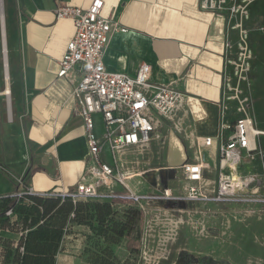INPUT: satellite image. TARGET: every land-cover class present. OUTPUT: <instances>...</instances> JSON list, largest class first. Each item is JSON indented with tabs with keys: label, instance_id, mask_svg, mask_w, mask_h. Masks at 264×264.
<instances>
[{
	"label": "crops",
	"instance_id": "obj_1",
	"mask_svg": "<svg viewBox=\"0 0 264 264\" xmlns=\"http://www.w3.org/2000/svg\"><path fill=\"white\" fill-rule=\"evenodd\" d=\"M102 1L103 17L127 29L126 33L111 36L103 57L106 69L135 77L140 65L146 63L152 69V83L170 85L184 96L175 118L156 115L158 126L148 149H129L120 157L123 170L139 175L129 182L130 188L140 194L169 188L181 195L183 186L190 184L179 168L200 162L208 166L203 191L211 194L217 187L220 159L214 149L199 146L197 140L218 139L220 134L224 77L232 73L225 60V18L201 10L200 0ZM92 2L5 0L11 103L9 108L2 94L7 82L0 62V198L15 196L24 186L37 194L70 192L85 173L88 141L73 98L80 78L76 76L73 83L57 76L59 62L76 29L71 20H57L54 10L59 3L87 9ZM231 39L236 43V32H231ZM251 50V114L258 130L264 131L258 127L264 125V33L253 30ZM237 118L235 104L230 103L224 122L231 124ZM94 120L100 137L104 130L102 117L96 115ZM229 134L224 132V139ZM103 159L111 163L108 150ZM251 164L243 153V162L235 173L242 175L241 168ZM169 178L178 181L164 184L163 179ZM144 184L147 192L142 191ZM161 184L163 189H159ZM216 207L191 203L177 207L148 205L150 216L156 210L178 215L181 208L188 213L206 208L212 211L207 218L212 220L211 226ZM65 239L56 264L78 258L72 249L79 247V241L70 236L63 249Z\"/></svg>",
	"mask_w": 264,
	"mask_h": 264
},
{
	"label": "built area",
	"instance_id": "obj_2",
	"mask_svg": "<svg viewBox=\"0 0 264 264\" xmlns=\"http://www.w3.org/2000/svg\"><path fill=\"white\" fill-rule=\"evenodd\" d=\"M254 1L256 0H200L201 10L223 16L226 20L225 60L226 66L232 68V73H226L224 77L219 137L197 140L199 146L214 149L220 159L217 187L211 194L203 191L204 172L208 166L200 162L185 164L179 168L190 184L183 186L181 195H175L169 188L145 194L134 192L130 188L129 182L139 175L123 170L120 157L129 149H148L158 126L156 115L175 118L184 96L170 85L152 83V69L146 63L140 65L135 77L106 69L103 57L111 36L114 33H126L127 29L103 17L104 2L93 0L87 9L59 3L54 10L57 20H71L76 29L74 38L59 62L57 76L73 83L76 76L80 78L75 83L73 98L83 119L88 141L89 155L85 173L73 191L37 194L32 188L26 187L11 198L44 195L71 198L73 202L108 201L118 208L135 207L142 213L136 258L144 264H159L157 258H170V247L173 246L181 225H191L198 235L204 237L209 229L207 218L212 215V211L206 208L195 209L190 213L181 208L182 212L178 215L156 210L150 216L152 209L149 210V204H166L172 207L184 206L186 203L206 207L241 204L264 208V194L260 193L261 180L257 175L235 173L243 162V153H246V159L250 163L256 159L257 154L260 155L264 175V151L259 146V138L264 134L258 130L252 118L251 96L245 95L241 89V84L247 81L253 58L246 22L250 21L249 7ZM4 24V20H1L2 29ZM262 31L264 32V28ZM231 32L237 33L236 43L231 39ZM3 38L5 39L2 30L4 54L6 50ZM5 81L8 82L9 77H5ZM5 97L10 108L11 95ZM230 103L235 104L238 118L231 124H226L224 121ZM96 115H100L103 120L104 130L100 137L95 130ZM224 132L230 133L227 139H224ZM106 150L111 156L110 164L103 159ZM116 188L122 191H117ZM6 215L13 217V211H7ZM195 216L199 217L194 219Z\"/></svg>",
	"mask_w": 264,
	"mask_h": 264
},
{
	"label": "trees",
	"instance_id": "obj_3",
	"mask_svg": "<svg viewBox=\"0 0 264 264\" xmlns=\"http://www.w3.org/2000/svg\"><path fill=\"white\" fill-rule=\"evenodd\" d=\"M9 210L13 211V217L6 215ZM141 222L139 209H118L108 201L73 202L71 198L44 195L2 197L0 264H56L63 240L73 225L90 227L107 245L95 264H113L114 248L123 243L131 256L138 252Z\"/></svg>",
	"mask_w": 264,
	"mask_h": 264
},
{
	"label": "rangeland",
	"instance_id": "obj_4",
	"mask_svg": "<svg viewBox=\"0 0 264 264\" xmlns=\"http://www.w3.org/2000/svg\"><path fill=\"white\" fill-rule=\"evenodd\" d=\"M249 12L250 21L246 22V28L249 32L248 42L251 47L253 30L264 33L262 31L264 28V0L254 1L249 7ZM252 23L255 26H251ZM2 48L0 33V62L3 66ZM8 56L10 58L9 52ZM253 82L250 70L247 81L241 84V89L245 95H250L251 99L254 90ZM2 86L0 73V90ZM258 127L264 130V125ZM259 146L264 151V136L259 138ZM241 169L242 175H257L261 180L260 188L262 190L260 193L264 194L263 162L260 155L257 154L250 166H244ZM211 177L215 178L216 175L212 174ZM177 181L173 178H169L168 181L163 179V183L166 185L177 183ZM163 187L161 184L159 189H163ZM142 191H148L147 185L144 184ZM215 211H217V215L214 218V226H211V219L207 220L210 224L208 234L205 232L204 237L198 235L191 225H181L178 229L177 238L173 246L170 247V258H157L159 264H264V208L233 204L217 206ZM70 236L79 241V247L72 249L75 250L78 258H68L65 264H95L96 258L100 257V253L107 246L103 240L96 237L95 232L90 227L84 228L73 225L71 231L65 236L63 249L66 247V242ZM114 255L113 264H137L139 260L136 258V254L135 256L129 254L125 243L114 248ZM138 262V264H144Z\"/></svg>",
	"mask_w": 264,
	"mask_h": 264
},
{
	"label": "bare ground",
	"instance_id": "obj_5",
	"mask_svg": "<svg viewBox=\"0 0 264 264\" xmlns=\"http://www.w3.org/2000/svg\"><path fill=\"white\" fill-rule=\"evenodd\" d=\"M1 4L3 7V13H1ZM5 0H0V21L1 20H5ZM1 16L3 17V19H1ZM5 23V21H4ZM5 26V27H4ZM3 29L1 28V31L3 30V34L5 36V39L3 38V44H4V49L6 50V52L3 54V68H4V73H5V77H9V57H8V42H7V33H6V24H4ZM3 50V48H2ZM3 95L8 96L9 94L11 95V89H10V84L9 81L7 82L6 88L3 90ZM262 133L264 134V131H262Z\"/></svg>",
	"mask_w": 264,
	"mask_h": 264
},
{
	"label": "water",
	"instance_id": "obj_6",
	"mask_svg": "<svg viewBox=\"0 0 264 264\" xmlns=\"http://www.w3.org/2000/svg\"><path fill=\"white\" fill-rule=\"evenodd\" d=\"M1 13H3V7H2V4H1Z\"/></svg>",
	"mask_w": 264,
	"mask_h": 264
}]
</instances>
